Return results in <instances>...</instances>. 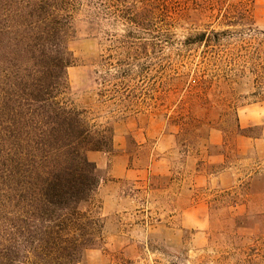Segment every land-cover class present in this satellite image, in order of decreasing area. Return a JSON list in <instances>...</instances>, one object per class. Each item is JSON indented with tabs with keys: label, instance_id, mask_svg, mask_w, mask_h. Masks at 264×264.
<instances>
[{
	"label": "rangeland",
	"instance_id": "rangeland-1",
	"mask_svg": "<svg viewBox=\"0 0 264 264\" xmlns=\"http://www.w3.org/2000/svg\"><path fill=\"white\" fill-rule=\"evenodd\" d=\"M71 16L62 98L112 141L87 154L104 241L83 264H264V0H80Z\"/></svg>",
	"mask_w": 264,
	"mask_h": 264
},
{
	"label": "trees",
	"instance_id": "trees-1",
	"mask_svg": "<svg viewBox=\"0 0 264 264\" xmlns=\"http://www.w3.org/2000/svg\"><path fill=\"white\" fill-rule=\"evenodd\" d=\"M79 2L0 0V264H83L104 241L92 204L100 179L87 154L109 151L111 132L62 98ZM183 7L164 15L176 23ZM141 13L126 18L141 26Z\"/></svg>",
	"mask_w": 264,
	"mask_h": 264
}]
</instances>
